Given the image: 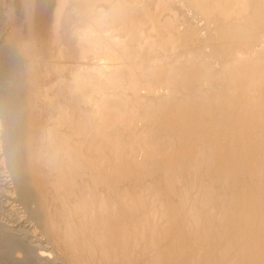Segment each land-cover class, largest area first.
I'll use <instances>...</instances> for the list:
<instances>
[{
    "label": "bare ground",
    "instance_id": "6f19581e",
    "mask_svg": "<svg viewBox=\"0 0 264 264\" xmlns=\"http://www.w3.org/2000/svg\"><path fill=\"white\" fill-rule=\"evenodd\" d=\"M53 1L0 47V90L10 167L25 196L52 183L37 217L70 263L189 264L207 242L198 264H264V0ZM33 63L68 77L36 91Z\"/></svg>",
    "mask_w": 264,
    "mask_h": 264
},
{
    "label": "rangeland",
    "instance_id": "374dc122",
    "mask_svg": "<svg viewBox=\"0 0 264 264\" xmlns=\"http://www.w3.org/2000/svg\"><path fill=\"white\" fill-rule=\"evenodd\" d=\"M141 1L142 0H140V2ZM144 1L145 0H143L142 2L144 3ZM142 4L139 3V5H142ZM54 5H55V3L53 0H48L47 3L43 0H31V1L30 0H0V7H1L0 8V47L2 46V44L6 40H8L9 38H13L15 36L19 37L18 38L19 40L24 41L25 40L24 35L27 34L28 31L31 29L29 27L30 26L29 24H31L32 22L38 23L40 20L39 17L42 15L41 11H44V8H45L46 11L50 12L54 8ZM40 6H42V7L45 6V7L42 8ZM39 7H40V9H39ZM39 10H41V11H39ZM3 18H4V20H3ZM196 21L198 23H200L198 18L195 20V22ZM201 22H202V20H201ZM154 50L155 49H153V52H154V54H156V50L155 51ZM0 62H1V55H0ZM1 63H4V64H1ZM1 63L0 64L2 66H0V69H1L0 70L1 71L0 72V81L2 83H0L1 84L0 86L4 89L3 85L10 82L9 75H10L11 70L12 71L14 70V66H12V64L10 65L9 62H8L9 65L7 66V62L5 64V61H2ZM34 63L32 65V71H31L33 73L32 76H33L34 80L32 78V81L28 80V82L29 83L30 82L33 83L34 81H35L34 83L37 82L36 83V86H37L36 91L37 90L40 91L46 87V84H48L50 80L56 79L58 73H55L56 76L54 75L53 71H51L50 73L46 72L47 74L45 73V71H44V73H42L43 71L42 72L40 71V66L37 63L36 64H34ZM4 67H6V68L4 69ZM6 70H8V71H6ZM65 71L66 70L62 71L61 76L60 75H58V76H60L62 78H64V77L67 78L68 73H66ZM7 72H8V75H7ZM66 78H64V79H66ZM1 91L2 90H0V264H36V263L37 264H71L70 261L66 258L67 253L65 251L66 248H65L63 241L60 239L57 232L52 233V231L49 230V226H48V224L45 225L46 221L42 220L43 219L42 216L40 219L39 215H41V209H37V208H39V206L42 208V206L44 204L48 205L49 208H54L55 204L59 203L58 199L53 197L54 196V192H53L54 190L52 191V189H53L52 183L46 178L39 179L38 176H37L38 179L35 180V182H34L35 185L37 184L36 187H34V192H36L39 195L40 191H38V189L42 190V192H40L39 197L41 198L42 201L45 200L43 202L39 201L40 198H38L37 194L34 195V192L31 193L32 195L25 196L23 194V191L21 190V187L18 183V180L15 178L14 172L12 171V169L10 167L11 151H10V148L8 145L9 143L7 142V122L5 119L6 118V114H5V106L6 105L1 100L2 93H3ZM41 99H42V97H40L39 95L38 96H36V95L32 96L31 105H32L33 110L32 111L30 110L32 113L29 111L31 113V115L34 113V109H36L37 106H40V104H42L43 99L42 100ZM34 100H35V102H34ZM37 100H38V102L40 101V103L37 104ZM35 104H37V106ZM31 115H28L29 120L32 118ZM27 120H28V117H27ZM141 120H140L141 122H137L138 124L136 123V125H140V127H141L142 122H144V121L146 122L148 120V118L141 119ZM144 124H143L142 128H144ZM140 127L136 126L137 129H141ZM205 172H206V170H205ZM209 173H208V175H211V173L210 174ZM32 174H35V173H32ZM202 174L205 175V173H201V176H202ZM186 175L188 176V174H186ZM190 175H192V174H190ZM86 176H87V174L84 175V177L83 176H81V177L85 178ZM210 177L211 176H209V178ZM86 178H88V176ZM200 178H204V176H202ZM207 178L208 177H206V179L204 178V180H205L204 182L210 181ZM129 179H130V181H132L131 180L132 178H129ZM46 180H48L49 182ZM121 180H120V182H121ZM125 180L126 179H124V182H125ZM128 180L126 182H128ZM200 180H202V179H200ZM122 183L119 185L124 186V183L123 184ZM128 183L130 184L132 182H128ZM99 184H98V188L99 189L101 188V190H104L105 184L104 183H103L104 185L103 184L99 185ZM125 185H127V183ZM102 187L104 189H102ZM35 189H37V190H35ZM51 191H52V193H51ZM49 193H51V194L49 195ZM42 194L47 199H45V198L43 199ZM26 197H28V199H26ZM172 197L177 198L178 195L175 194V195H172ZM52 198L55 201L54 200L52 201ZM27 201H29L30 203H28ZM47 201H48V203H47ZM33 202H34V204H33ZM38 202H41V203H38ZM35 203H37L36 206H35ZM41 204H42V206H41ZM49 204H51V205H49ZM35 209H37V210H35ZM36 211H38V213H36ZM37 214H39L38 215L39 218L37 217ZM45 226L46 227L48 226V229L45 228ZM194 229H196V228H194V227L192 228V231H191L192 234H190V237H192L193 240H196V238L194 239V236L197 237V234L193 236V232H196V231H193ZM47 230H49V231H47ZM198 230L196 233H198L200 231V230L199 231ZM47 232L48 233L50 232L52 234L49 235L50 233L48 234ZM173 235L174 234H171V236H173ZM176 237L177 236L173 237L174 240ZM178 239H177V245L180 244V241ZM190 240H191V238H190ZM196 241H198V239ZM62 243H63V245H61ZM181 243L182 244H180V246L181 245L184 246L183 245L184 243L182 241H181ZM191 243L192 242H190L188 244L191 245L190 247L192 248L193 247L192 245H194V242L192 244ZM197 244H198V242H197ZM197 244H195L194 247ZM207 244H208L207 242H202V244L200 243V245H198L201 250L199 249L197 251V248H198L197 247L196 248L197 253L195 254L194 253L195 251H194L193 252L194 255H190V259H191V256H193V258H194V259H192V261L190 260L191 264H192V262L194 264H196L198 259L200 260L202 258L201 255L205 254V252L203 250L205 248H207L206 247ZM189 245H186V246H189ZM201 245H203V247H204L203 249H202ZM185 247H183V248H185ZM57 248H58V250H57ZM183 248H181V250ZM199 251L200 252L202 251L201 252L202 254L200 255V257L198 256L200 253ZM61 257H63V258H61ZM190 262L188 261L189 264H190ZM198 263H199V261H198ZM135 264H137V262Z\"/></svg>",
    "mask_w": 264,
    "mask_h": 264
}]
</instances>
